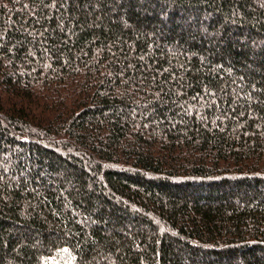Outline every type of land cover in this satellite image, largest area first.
Masks as SVG:
<instances>
[{"label": "trees", "instance_id": "16d2710c", "mask_svg": "<svg viewBox=\"0 0 264 264\" xmlns=\"http://www.w3.org/2000/svg\"><path fill=\"white\" fill-rule=\"evenodd\" d=\"M0 264H264V0H0Z\"/></svg>", "mask_w": 264, "mask_h": 264}]
</instances>
